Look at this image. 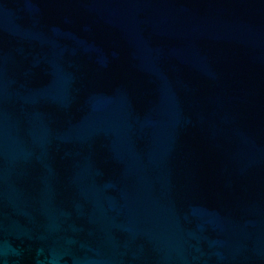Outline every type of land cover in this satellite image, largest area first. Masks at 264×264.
<instances>
[{
    "label": "water",
    "instance_id": "water-1",
    "mask_svg": "<svg viewBox=\"0 0 264 264\" xmlns=\"http://www.w3.org/2000/svg\"><path fill=\"white\" fill-rule=\"evenodd\" d=\"M0 264H264V0H0Z\"/></svg>",
    "mask_w": 264,
    "mask_h": 264
}]
</instances>
